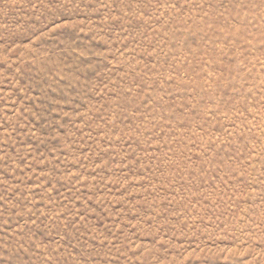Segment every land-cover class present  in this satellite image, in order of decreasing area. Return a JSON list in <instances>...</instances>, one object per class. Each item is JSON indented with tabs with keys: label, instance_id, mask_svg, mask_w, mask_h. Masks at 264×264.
Segmentation results:
<instances>
[{
	"label": "rangeland",
	"instance_id": "obj_1",
	"mask_svg": "<svg viewBox=\"0 0 264 264\" xmlns=\"http://www.w3.org/2000/svg\"><path fill=\"white\" fill-rule=\"evenodd\" d=\"M0 264H264V0H0Z\"/></svg>",
	"mask_w": 264,
	"mask_h": 264
}]
</instances>
